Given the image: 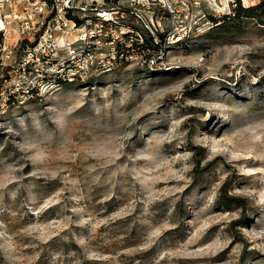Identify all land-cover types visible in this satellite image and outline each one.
<instances>
[{"label": "rangeland", "instance_id": "1", "mask_svg": "<svg viewBox=\"0 0 264 264\" xmlns=\"http://www.w3.org/2000/svg\"><path fill=\"white\" fill-rule=\"evenodd\" d=\"M30 2L0 0V264H264V4L94 45L111 4Z\"/></svg>", "mask_w": 264, "mask_h": 264}, {"label": "built area", "instance_id": "2", "mask_svg": "<svg viewBox=\"0 0 264 264\" xmlns=\"http://www.w3.org/2000/svg\"><path fill=\"white\" fill-rule=\"evenodd\" d=\"M30 2V0H28ZM208 2V3H207ZM260 0H34L30 2V4L34 5L37 9L38 16H41L46 8H49L51 12L58 14L60 12H64L66 14H74L76 11L86 12L91 10V7H95L96 4L101 5H112L109 8H104L99 11L96 15L98 16V20H100L99 26V35L95 33H91L90 41L91 44H100L101 43V32L103 31L105 25H110L115 22V17H118V14H123L124 12H128L131 15L135 16L139 20L146 22L145 16L142 14L144 10H154V7L161 6L167 15L174 16L177 14L178 6L187 7L188 4L192 7L195 5L197 7H202L203 4H209L215 6V8L223 7L225 4L229 6H233L234 8L237 5H241L242 7H251L259 4ZM100 6V7H101ZM97 10V9H96ZM57 15L52 16L55 19ZM122 17V16H121ZM70 19L76 21L79 17L69 16ZM162 19V16L160 17Z\"/></svg>", "mask_w": 264, "mask_h": 264}, {"label": "trees", "instance_id": "3", "mask_svg": "<svg viewBox=\"0 0 264 264\" xmlns=\"http://www.w3.org/2000/svg\"><path fill=\"white\" fill-rule=\"evenodd\" d=\"M264 4V0L261 2V3H259V4H257V5H255V6H251V7H247V8H245V7H242L241 5H237L235 8H234V15H223L222 17H220V18H222V19H224V20H231V18L232 17H235L236 15H241V14H245V15H247L248 14V16H249V14H251V12L253 11V10H255V9H257V8H260L262 5ZM251 16V15H250ZM214 20V19H213ZM76 22L78 23V24H80L81 23V21L79 20V19H76ZM149 43H151V40H147L146 39V46H148L149 45ZM145 44V43H144ZM149 46H151V45H149ZM224 192H225V195H227V192H226V190H224ZM228 196V195H227ZM225 200H227V201H234V202H237V203H239V202H241V204H244V202H243V200L242 199H238V198H230V197H225L224 198Z\"/></svg>", "mask_w": 264, "mask_h": 264}, {"label": "bare ground", "instance_id": "4", "mask_svg": "<svg viewBox=\"0 0 264 264\" xmlns=\"http://www.w3.org/2000/svg\"><path fill=\"white\" fill-rule=\"evenodd\" d=\"M0 26H3V22H0ZM179 40V39H178Z\"/></svg>", "mask_w": 264, "mask_h": 264}]
</instances>
